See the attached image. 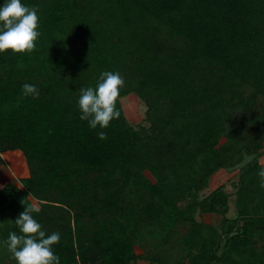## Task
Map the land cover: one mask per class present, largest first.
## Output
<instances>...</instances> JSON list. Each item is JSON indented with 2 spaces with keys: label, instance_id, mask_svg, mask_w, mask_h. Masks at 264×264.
<instances>
[{
  "label": "trees",
  "instance_id": "trees-1",
  "mask_svg": "<svg viewBox=\"0 0 264 264\" xmlns=\"http://www.w3.org/2000/svg\"><path fill=\"white\" fill-rule=\"evenodd\" d=\"M22 3L37 7L40 36L30 54H0V164L21 151L29 175L0 185V264H16L5 241L34 201L42 229L60 233V264H264V0ZM105 71L125 81L121 116L93 130L80 89ZM130 94L146 106L136 125ZM237 166L233 195L221 185L201 196ZM197 214H221L222 228ZM151 238L185 256L138 254Z\"/></svg>",
  "mask_w": 264,
  "mask_h": 264
},
{
  "label": "clouds",
  "instance_id": "clouds-1",
  "mask_svg": "<svg viewBox=\"0 0 264 264\" xmlns=\"http://www.w3.org/2000/svg\"><path fill=\"white\" fill-rule=\"evenodd\" d=\"M36 6H26L22 0H5L0 6V54L11 51L15 54H30L35 50L36 41L40 36L38 31L39 17ZM125 81L118 72L105 71L100 74L95 88L80 89L78 106L80 119L87 121L91 129L98 126L107 129L114 119H119L120 111L116 104L120 89ZM25 97L39 98V91L33 84L22 86ZM100 140L107 139L105 131H99ZM260 187L264 189V167L258 173ZM40 211L36 205L24 206V211L14 221L20 234L10 232L5 244L16 264H60V258L53 251L61 236L58 232L47 234L42 225L34 218V213Z\"/></svg>",
  "mask_w": 264,
  "mask_h": 264
},
{
  "label": "rangeland",
  "instance_id": "rangeland-1",
  "mask_svg": "<svg viewBox=\"0 0 264 264\" xmlns=\"http://www.w3.org/2000/svg\"><path fill=\"white\" fill-rule=\"evenodd\" d=\"M124 111L131 121L132 124H138L141 123L145 118V112H146V106L145 104L134 94H130L126 96L124 99ZM254 155L252 156H246L245 162L252 159ZM3 163L0 164V185L5 186L11 182H16L20 184V179L26 177L29 175V168L25 159L24 154L21 151H7L2 154ZM261 163L264 165V157L261 158ZM238 172L239 167H235L233 169L228 170H220L216 174H214L211 178V181L209 183V188L205 189L201 196L207 195L210 193L211 190L224 185L226 191L231 193V195L234 194L235 188L233 187V182L238 181ZM147 176L151 179L153 177L149 172H146ZM231 209L228 213L229 217H232L236 213V208L234 206V200L233 196L231 197ZM34 203L37 205L36 201ZM196 218L199 221H204L206 223H211L215 225L217 228L221 229L223 226V216L221 214H197ZM188 227L180 224L177 227L178 235L173 237V241L177 242L178 238L183 235V233L186 232ZM158 239L151 238L149 240H146L141 243V245H138L136 247L138 254H152V255H162L163 257L168 256V254L171 252V254L175 257H183L185 256L184 252L177 246H173L172 244L166 243L163 247L156 248L155 244H158ZM138 264H152L149 260L146 259H140L138 261Z\"/></svg>",
  "mask_w": 264,
  "mask_h": 264
},
{
  "label": "crops",
  "instance_id": "crops-1",
  "mask_svg": "<svg viewBox=\"0 0 264 264\" xmlns=\"http://www.w3.org/2000/svg\"><path fill=\"white\" fill-rule=\"evenodd\" d=\"M262 157H264V155H263ZM262 157H261V158H262ZM260 160H261V159H260Z\"/></svg>",
  "mask_w": 264,
  "mask_h": 264
}]
</instances>
